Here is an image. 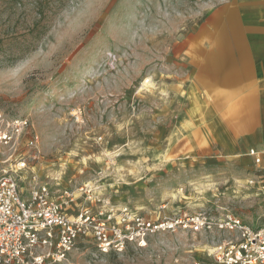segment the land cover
Wrapping results in <instances>:
<instances>
[{"label":"rangeland","instance_id":"374dc122","mask_svg":"<svg viewBox=\"0 0 264 264\" xmlns=\"http://www.w3.org/2000/svg\"><path fill=\"white\" fill-rule=\"evenodd\" d=\"M220 1L51 0L58 7L48 19L47 7L36 12L48 0H0V111L31 124L0 165L10 153H35L30 169L53 198L72 188L68 214L231 212L260 226L264 153L225 156L199 128L206 96L196 64L204 47H220L207 39L226 27L212 23ZM235 235L176 228L122 255L98 254L92 238H80L62 264H221L214 246Z\"/></svg>","mask_w":264,"mask_h":264},{"label":"built area","instance_id":"2783aa9c","mask_svg":"<svg viewBox=\"0 0 264 264\" xmlns=\"http://www.w3.org/2000/svg\"><path fill=\"white\" fill-rule=\"evenodd\" d=\"M30 127L28 117L7 116L0 111V152L15 151ZM38 141V134L33 133L26 145L33 149ZM36 157L35 153L32 156L10 153L1 160L0 264H62L68 261L78 239L87 237L94 241L98 254L122 255L128 246L144 247L149 237L176 228L236 233L214 246L215 261L264 264V223L250 226L231 212L218 217L203 212L175 214L156 220L128 207L97 210L87 207L68 214L74 199L72 188L63 189L53 198L51 188L30 169L29 159ZM255 158L256 162L260 159L257 155ZM24 171L29 172L25 185L21 180Z\"/></svg>","mask_w":264,"mask_h":264},{"label":"crops","instance_id":"0c3cea01","mask_svg":"<svg viewBox=\"0 0 264 264\" xmlns=\"http://www.w3.org/2000/svg\"><path fill=\"white\" fill-rule=\"evenodd\" d=\"M217 6L212 23L226 27L207 39L220 47H204L196 64L204 80L195 87L206 96L197 103L199 128L213 135L225 156L264 153V0H221Z\"/></svg>","mask_w":264,"mask_h":264},{"label":"trees","instance_id":"16d2710c","mask_svg":"<svg viewBox=\"0 0 264 264\" xmlns=\"http://www.w3.org/2000/svg\"><path fill=\"white\" fill-rule=\"evenodd\" d=\"M51 0H48L47 4L46 5H43V4H40L38 3L37 5V9H36V12L37 13H40L39 10L40 9H44L46 8L47 11H45V13H40V16H43V15H46L48 19H50L52 17V15L54 14L55 12V9L58 7V6H53L52 2L50 3ZM63 2H60L61 5H63L66 0H62ZM63 3V4H62ZM63 7V6H62Z\"/></svg>","mask_w":264,"mask_h":264},{"label":"bare ground","instance_id":"6f19581e","mask_svg":"<svg viewBox=\"0 0 264 264\" xmlns=\"http://www.w3.org/2000/svg\"><path fill=\"white\" fill-rule=\"evenodd\" d=\"M251 153L254 154V151L251 150Z\"/></svg>","mask_w":264,"mask_h":264}]
</instances>
